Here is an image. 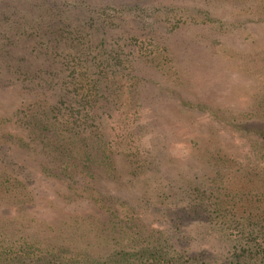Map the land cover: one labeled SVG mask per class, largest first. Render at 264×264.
I'll use <instances>...</instances> for the list:
<instances>
[{"label": "rangeland", "instance_id": "1", "mask_svg": "<svg viewBox=\"0 0 264 264\" xmlns=\"http://www.w3.org/2000/svg\"><path fill=\"white\" fill-rule=\"evenodd\" d=\"M116 1L119 3L112 15L119 6L124 8L122 0ZM126 1L128 8H132L113 20L114 28L104 37L107 46L87 50L88 55L84 54L80 61L89 65L86 60L93 59L104 67L107 75L98 82L99 89L112 83L118 95L113 97V110L106 112L110 116L103 122V130H93L100 131L105 141H110L116 153L114 167L124 182L120 185L118 179L114 182L111 177L101 176V189L105 192L102 195L121 196L113 202L119 209L114 218L124 219L126 214L142 218L133 220L132 227H148L146 235L163 223L165 216L161 213L165 208L185 205L188 191L199 189L205 192L204 206L211 202L207 203L208 194H213L218 203L228 204L218 207L226 215L238 212L246 216L252 211L264 219V203H260V195H264V0ZM22 4L7 2L0 7V13L7 14L1 9L15 10ZM131 16L152 23L149 33L144 28L139 33L132 32L128 19ZM17 36L15 33L10 38ZM20 48L16 40L0 42V116L3 118L13 117L18 109H27L30 102L19 90L7 85L16 63L29 65L32 61L33 55H23L21 50L18 52ZM20 81L22 87L29 85L26 80ZM127 89L130 93L125 95ZM108 96L112 98L107 95L105 100ZM121 102L127 103L125 113L120 111ZM15 119L25 120L23 114H15ZM21 126L14 122L4 125L0 139L1 133L24 135L22 131L11 130H25ZM73 133L76 137V132ZM0 143L13 149L9 140L2 139ZM39 149L35 147L33 153L12 150L7 161L22 166L18 171L22 180L39 181V193L26 189L40 205L31 208V216L36 219L41 214L53 222L54 216L64 217L51 211L53 201L64 194L74 200V189L66 191L70 181L64 174L55 185L47 186L52 175L42 173L39 168L43 163L48 164L52 155L46 156ZM136 152L141 158L135 160L143 165L138 170L132 166ZM124 154L132 155L130 162ZM76 191L81 193L79 186ZM149 197L153 201L148 206L136 209L140 201ZM243 197L244 201L252 198L255 203L242 202ZM81 209L88 212L87 221L95 224L89 226L90 232L82 238L92 248L100 252L103 248L110 250L118 240L125 239L121 237L123 228L121 231L116 225L114 229L104 228L107 215L89 212V207ZM142 212L145 214L141 215ZM197 223L188 227L194 228ZM4 233L10 234L17 244L23 243L21 236L33 238L36 231L21 229ZM198 237L200 246L192 248L205 253L210 263L225 257L229 245L224 241L228 237L220 240L214 237L212 240V236L206 239L201 234Z\"/></svg>", "mask_w": 264, "mask_h": 264}, {"label": "trees", "instance_id": "2", "mask_svg": "<svg viewBox=\"0 0 264 264\" xmlns=\"http://www.w3.org/2000/svg\"><path fill=\"white\" fill-rule=\"evenodd\" d=\"M10 1L23 4L18 9L12 8V11L8 7L1 9L7 14L0 13V42L3 39L10 43L16 40L21 46L18 52L21 50L23 55L33 56L29 65L16 63V70L10 72L12 77L7 82L12 90L17 89L29 98L27 109H18L13 115L15 119V114H23L24 122L0 116L1 132V127L10 123L13 125V122L25 129L11 128L14 132L22 131L24 135L14 133L7 136L1 133L0 140L11 141L13 149L0 143V264H264V219L258 217L261 214L250 211L246 216L238 212L226 215L218 207L228 204L218 203L213 194H208L207 203L211 200L208 208L204 206L205 192L197 189L188 191L185 205L175 209L165 208L161 214L168 220L164 217L158 230L152 229L145 235L148 227H132L133 220L141 221L142 218H131L128 214L124 219L114 218L119 209L113 202L121 196L102 195L105 192L101 189V176L111 177L114 182L118 179L117 183L124 185L122 176L120 179L114 167L116 153L110 141H105L100 131H93L103 130L102 124L109 119L107 113L114 108L113 97L117 91L113 90L112 83L99 89L98 82L107 75L104 67L93 59L86 60L89 65L80 61L87 50L107 46L104 37L109 29L114 28L113 20L127 11L128 2L122 0L120 3L124 8L119 6L112 15L111 11H115L114 6L119 3L116 0H0V7ZM128 19L132 32L139 33L144 28L149 33V27L152 29V23L147 24L139 16ZM14 29L18 30L14 32L18 36L11 40ZM19 73L24 76L23 79ZM20 80L28 81L29 85L22 87ZM128 93V89L124 91L125 95ZM107 95L112 98L108 96L105 100ZM120 105H123L120 111L125 113L127 103L121 102ZM73 132H76V137L71 135H75ZM35 147H39V151L46 156L52 155L48 158L51 161L39 168L42 173L52 175L48 177L53 179L47 180V183L51 182L47 186L55 185L54 182H58L64 174L70 181L66 191L74 189V200L64 194L53 201L51 211L64 216H54L56 219L53 222L41 214L36 219L31 216V208L40 205L26 189L39 193V181L22 180L18 176L22 166L7 161L8 152L26 150L33 153ZM77 154L80 156H75ZM134 155L132 166L138 170L143 165L135 159L141 158V155L139 152ZM131 156L124 154L125 158H129L128 162ZM65 163H68L66 167L62 166ZM79 177H82L81 180ZM77 186L81 193L76 191ZM260 197V203H264V195ZM145 199L136 209L151 203L150 197ZM245 201L243 197L242 202ZM253 201L250 198L248 203H255ZM88 207L89 212L107 215L103 223L107 225L105 229H114L115 225L119 231L123 228L121 237L125 239L118 240L110 250L101 249V252L85 242L82 238L90 232L89 226L95 225L87 221L90 216L81 209ZM115 221L119 222L115 224ZM194 223H197L194 228L188 227ZM21 229L35 230L36 234L33 238L21 236L23 243L14 244L16 240L4 233ZM199 234L206 239L212 236V240L213 237L217 240L228 237L229 240L224 241L229 245L228 250L220 262L210 263L205 253L193 250V245L200 246L201 242L197 243L201 241L197 238Z\"/></svg>", "mask_w": 264, "mask_h": 264}]
</instances>
